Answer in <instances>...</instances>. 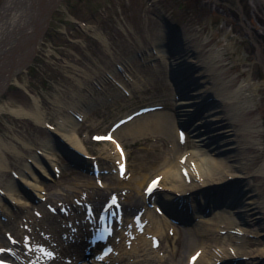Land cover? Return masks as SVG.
Listing matches in <instances>:
<instances>
[{"label":"rangeland","instance_id":"374dc122","mask_svg":"<svg viewBox=\"0 0 264 264\" xmlns=\"http://www.w3.org/2000/svg\"><path fill=\"white\" fill-rule=\"evenodd\" d=\"M4 1L0 0V8ZM160 11L178 25L183 35L200 45L202 52L199 57L201 61L202 57L209 60L210 65L205 63L210 66L209 69L215 68L217 72L225 70L224 75L216 74L220 85L227 86V81L237 76L241 78L238 84L247 79L251 80V84L255 83L256 88H251L246 94L252 100L249 103L255 110L253 118L260 134L248 136V140L249 143L255 140L259 145L246 153V172L255 174L264 164V0H59L58 7L50 13L40 33L36 53L27 65L13 73L11 82L0 93V166L9 167L4 175L0 174V220L10 216L16 225L27 220L28 216L18 217L13 203V198L21 203L27 202L24 194L17 189L19 181L13 173H17L19 180L24 176L26 166L34 173L32 165L35 156H39L37 153L46 154L42 145L49 143L48 127L55 128L72 140L76 138L77 145H81L90 156L104 158L101 159L103 169L108 174L103 180L112 188L116 187L113 177L116 176L118 156L108 159L109 153L115 150L113 143H97L93 135L110 132L114 123L142 105H161L165 107L162 112L170 117V139L165 134L164 125L155 124L153 127L148 124L153 123V117L148 118L150 121L144 127L143 121L137 120L135 128L114 133L129 153V175L122 184L140 181L142 186L139 189L142 190L152 177L163 178L167 169L164 158H168V162L172 157L171 164L176 167L182 153L176 150L174 154L171 148L167 149V144L172 146L171 140H174V145L177 140L173 88L168 81L167 66L154 54H146L156 44V37L161 36ZM8 21V16L2 18L1 27H7ZM19 38L16 36L11 44L18 43ZM213 55H219L220 59L213 60ZM117 66L121 68L119 71ZM102 72H116V81L103 83ZM247 83L250 84V81ZM69 109H73L72 114L67 113ZM8 110L31 116H15ZM76 111L86 116L84 121L79 122L72 132L60 129V122L65 121L68 125H72L68 121L77 122L74 118L78 115ZM37 112H42V115ZM42 119L47 122L46 125L40 123ZM129 132L133 136H129ZM243 136L245 141L247 136ZM185 148L190 151L193 144L189 141ZM47 152L49 157L57 160L61 175L41 179L45 188H52V192H64L66 189L96 185L95 179H89L90 174L70 168L57 151ZM18 153L24 156L19 163L14 161ZM9 157L13 160L9 161ZM37 160L42 163V159ZM45 161L53 163L49 159ZM108 167H111L113 175ZM258 178V205L264 208V176ZM6 191L12 195V200L4 196ZM149 218H153L152 213ZM159 221L163 223V230L167 225L172 227V236L170 240L160 236L162 244L157 253L147 251L148 246L145 245L147 249L143 254L149 258V264H172L179 260L186 264L197 247L215 246V240L220 249L222 245L228 248L236 245L232 234H221L227 230L217 231L214 226L197 223L190 228L180 227L182 232L178 233L172 229L179 226L163 217H159ZM16 227L19 230V226ZM206 227L214 230L213 235L202 236ZM187 230L195 234H186L184 231ZM7 231L9 228L0 225L3 239L9 233ZM249 234L253 238L246 236L242 241L245 252L254 257L262 256L259 254L264 249V231L262 237H257L258 233L253 231ZM191 240L196 241L195 245ZM130 254L128 264H137L143 259L138 256L133 260L131 257L136 256V252Z\"/></svg>","mask_w":264,"mask_h":264},{"label":"bare ground","instance_id":"6f19581e","mask_svg":"<svg viewBox=\"0 0 264 264\" xmlns=\"http://www.w3.org/2000/svg\"><path fill=\"white\" fill-rule=\"evenodd\" d=\"M58 3L59 0H5L3 3L0 9V27L2 18H6V16L9 18V24L7 27L0 28V93L3 88H5L7 84L11 82L13 73H16L21 67H24L30 62L31 56L37 51V46L34 47V45H32L38 38L36 37L37 32L43 28L44 22L48 18L49 13L57 7ZM167 33L168 32L165 30V27L161 28V36L158 35L156 37V44L153 51L156 52L157 56H160L165 61H168L166 68L170 71H173L175 76H177L178 72L184 71L183 74L179 75L180 77L175 79V81H178V83H182L183 86L179 84L175 85V82L173 81L170 82L173 88L172 95L177 98V106L180 108L178 115L180 120L191 125L190 127L195 128L192 135L194 137L193 142L197 147H195L190 154L183 155V157H181L178 161L179 163L176 165V167L171 164L172 157H169V163L167 162L168 158H164V164L167 166V169L163 173V180L165 184H160L162 187H160L159 191V195L162 196L166 201V203L163 202V204L167 206L169 203L173 204L171 199L173 198L174 194H187V200L189 198L190 200H193L191 201L192 206L195 207L193 216L197 221L202 223H210L211 221H214L216 228H222L223 226V228L227 229L228 231L233 229V226H237L238 228L235 230L242 232L243 234H246V232L250 230L258 233L257 236H262V232L264 231V208L260 206V204L258 205L259 200L257 197L260 196V191L258 188L259 185L256 184V181L259 179L258 177L262 178V176H264V164L256 170L255 174L252 175L250 172H246L245 168L247 163L246 160L248 158V155L246 154L247 151L259 145L255 140L251 141L250 143V140H248V136L252 137L253 135L257 136L260 134L257 127H255L257 125L255 119L253 118L255 110H252L253 106L249 103L252 100L250 99L249 95L246 94V92H249L251 88L255 89L256 85L254 82L251 84L250 79L238 84L239 81L241 82V78L239 76L235 77L236 79L234 78L232 80H228L227 86L224 84L220 85V83L217 82L216 74L221 73L224 75L225 70L221 71L218 69L219 71L217 72L214 71L215 68L209 69L210 66L205 65V63L209 65L211 64L209 60L202 57V61H200V58L198 57V55H200L202 52L200 45H197V43H194V41L185 35H182V33L175 35L178 38V45H175L174 47L176 52H174V54H169V57H167V55L163 54L165 42L168 40ZM16 36H20V40L16 44H11L12 40L15 39ZM212 58L213 60L220 59V56L213 55ZM200 66L201 68H199ZM187 68H190L191 70L186 71ZM114 76V73H111L110 75L106 74V79L109 80L113 77L114 81H116V77ZM247 81H250V84L247 83ZM248 85L250 87L247 89ZM233 87L235 88L233 89ZM229 88L231 90H229ZM185 93L186 97H188L187 99L185 98ZM8 112L15 116H20V114L25 117L31 116V114H23V112L20 113L17 110H8ZM37 113L42 115V112ZM67 113L70 114V111ZM34 116L35 114L32 115V118H34ZM147 117H155V119H152L154 122H149ZM140 120L143 121V127L147 124V122H149L148 124L152 125L153 127L155 124L164 125L165 134L169 137V139L171 138L172 135H170V133L172 132V129L169 123L170 117L168 114L163 112H153L147 114V116L143 118H140L139 121ZM144 120L146 121L144 122ZM40 123L45 125L47 124V122L44 123L43 119L40 121ZM71 123L73 126L70 130H68V132H72L73 129L79 126V124L76 122ZM136 123L137 121H132L131 123L124 124L117 131L118 134L125 131L126 129L129 130L131 127L135 128L137 126ZM140 128L141 127H138L137 129ZM129 135L132 136L131 133H129ZM243 135L247 136L246 139L244 138L245 141L242 140L244 137ZM177 140V147L179 148V129L177 130ZM58 141L63 151H68L66 150V146L63 145L64 142V144H70L75 149L82 152L80 147L81 145H77L76 138L72 140L70 137H66L63 134L61 137H59ZM70 141L73 142V144L70 143ZM74 141L76 143H74ZM53 143L54 142L51 140V142L48 144L42 145V148L45 149L42 151L47 154H42V159L44 158L51 161H56L52 157H49L50 154L47 152V150L51 153H53V151H57ZM203 145L210 146L213 151L209 152V150L203 149ZM169 148H171V150L176 149L175 145L170 147L167 144V149L169 150ZM112 155L116 156L119 154L116 151L112 152ZM14 158V161L19 163L23 161L24 156H20L18 153ZM37 158L38 157L35 156V163L32 165V168H34V173L29 169V167L26 166L24 168V176L19 180V184L22 186V188H20V190L23 191L22 193L26 194L28 197L33 195L34 199L38 201H40L39 199L45 198V207L47 204H49L51 207L53 206L56 208V205L65 203L66 205L70 206L71 209H73L74 213L68 218H66L64 215H61L59 213L60 211L57 215H54L53 213L44 209L42 204L34 203L36 205L34 216H31L26 223H22L24 227L26 225L28 226L26 230L25 228L24 231L17 230L12 225V221L10 219H8L6 222L0 221V224L4 225L5 227H11V236L16 240H20L19 238L23 236V246L25 239L30 237L32 238L31 242L36 243L35 236L43 233L50 238L49 241L52 245L55 242H58L57 240L59 231L55 230L54 232L52 228H50V225L48 223L46 224V221L49 222L55 219H65L66 227L65 229L63 228V230L68 236L73 235V233H71L72 228H69L68 226L69 223H72L73 227L77 228L79 232H83L84 213L80 211L77 205H74L76 203L74 202L75 198H78L77 200L80 202L102 204L112 193L117 192L119 189L122 203L126 205L127 216H131L130 212L133 209L138 210L146 207L145 205L147 204V198L145 197L144 193L142 196L139 195L141 192L139 190L141 183L134 184L132 187L129 185H122L120 183L122 181L118 174L115 181H117L119 184L118 187L113 188V190H108L106 186L100 188L91 184V186L88 185L89 187L87 188H82L80 190L70 189L66 191V193L52 192V188H45L41 184V179L43 177H49V173L47 171L49 166L45 167L43 163L38 162ZM77 159L78 158L75 157L74 160L81 162L82 164H86L83 159L80 158V161ZM195 159L197 162L194 168L192 164L195 162ZM11 160H13V158L9 157V161ZM1 162L2 161L0 160V163ZM51 167L57 168V165L53 163L51 164ZM3 169L5 170L4 172H2ZM182 169H185L186 172L189 173V181L187 180V177L183 175ZM8 170L9 167H4L2 165L0 166L1 175L2 173L4 175V173H6ZM25 172L28 174H25ZM127 174L125 176H127ZM90 179L92 178L90 177ZM232 180H234L235 183H232ZM148 182L149 181H147V183ZM147 183L143 187L144 190ZM243 183L245 184L244 187H242ZM11 185H13V183H11ZM166 185L170 187H167ZM10 188H12V186H10ZM33 189L36 191L34 194L32 193ZM125 189L130 190V192H127V195L123 196L122 191ZM131 190L132 192L136 190V193L132 194ZM45 191L47 192L46 194H44ZM75 192L76 196L74 194ZM5 196L12 198V195L9 193H7ZM154 196L156 195L154 194ZM158 197L153 198L152 196L149 199V202H159ZM220 197L223 198V208L214 212L211 218L206 217V215L203 214L204 212H199L198 204L207 202V205L208 203H213L215 206L219 204ZM237 199L240 200L238 203H235ZM220 203H222V201H220ZM14 204H16L20 215L28 213L31 208L29 204L21 203L19 201L14 202ZM206 208H208V206H205L204 209ZM60 209L61 207H59V210ZM36 212L42 213L41 219H37L35 217ZM246 213L248 220L246 225L247 223L251 225L252 228L250 229L244 227L245 221L242 217ZM129 225H132V223L128 221L127 217L126 226ZM161 232L162 229L158 230L152 223L145 227V232L143 235H137L138 240L137 242L132 243V247L135 248L134 252H139V256L144 257V259L139 260L140 262H138V264H149L150 261L141 253H144V251H142L140 242L146 243L149 236L150 238L154 236L156 237L160 235ZM205 232L211 234L209 231ZM187 233L193 234L191 231L186 232V234ZM229 234L231 233H227L225 236H229ZM231 236L233 239H237L238 237L235 234ZM164 238L168 240L169 235H164ZM214 238L216 239V237ZM45 240L48 242V239L45 238ZM191 242H193L194 245L196 243L195 240H191ZM215 242V246L210 247L208 251H206L204 248L205 251L199 255L195 264H204L210 260L213 261L208 264H217L218 261H222V263H224V261L227 262L228 259L233 257L242 255L247 256L245 252L242 253L241 243H237L235 246L232 245L233 247L229 249V252H226L223 249L224 245H222L221 249H219L220 245L217 244L218 241L215 240ZM43 246H45V244H43ZM1 248L12 249L14 251L13 256H16L17 254H23L25 251V249L19 244H12L10 240L3 239L0 236V249ZM211 248L214 249L212 250ZM65 249L66 258L74 259L75 261L73 264L78 263V260L81 258L79 257L80 255L73 253V251H71V249L68 247H65ZM149 250L152 252L156 251L153 250L151 240ZM196 253H198V251H196ZM259 255H262L263 257L260 264H264V249L261 250ZM22 257L25 256L22 255ZM257 257L259 256L257 255ZM189 259L190 257L187 260V264H189ZM124 261L122 260V264H124ZM50 264H55V261ZM172 264H183V262L179 260L173 262Z\"/></svg>","mask_w":264,"mask_h":264},{"label":"snow or ice","instance_id":"6c2138e0","mask_svg":"<svg viewBox=\"0 0 264 264\" xmlns=\"http://www.w3.org/2000/svg\"><path fill=\"white\" fill-rule=\"evenodd\" d=\"M0 252H3V250H2V249H0ZM0 264H3V262H2V261H0Z\"/></svg>","mask_w":264,"mask_h":264}]
</instances>
